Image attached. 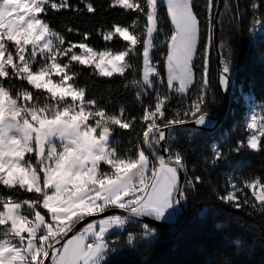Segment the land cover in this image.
<instances>
[{
  "label": "snow or ice",
  "instance_id": "snow-or-ice-1",
  "mask_svg": "<svg viewBox=\"0 0 264 264\" xmlns=\"http://www.w3.org/2000/svg\"><path fill=\"white\" fill-rule=\"evenodd\" d=\"M165 2L173 27L164 40L162 76L152 56L163 31L160 0H108L107 9L136 18L99 32L113 45L102 50L88 43L90 33L74 41L48 22L52 13L95 14L92 0H0V264H109L120 243L114 232H126L129 246L137 232L155 239L158 228L152 222L171 221L177 207L205 183L195 172L188 175L185 154L167 142L181 126L209 122L214 0H206L207 35L194 98L189 92L197 83L201 21L194 0ZM249 7L253 26L264 27L256 16L264 0H252ZM141 17L143 29L137 31ZM73 32L78 30L67 28ZM228 56L219 76L225 90L232 72ZM132 57H140L139 79L124 86L137 89L134 98L142 106L137 115L123 106L109 111L78 83L84 70L100 78H126L134 68ZM172 94L182 106H171ZM244 128L245 138L227 152L213 149V165L228 161L230 153L264 154V107L251 112ZM117 130L135 134L136 140L121 147ZM229 188L216 198L237 210L248 206L264 213V178ZM129 225L137 227L129 230Z\"/></svg>",
  "mask_w": 264,
  "mask_h": 264
},
{
  "label": "trees",
  "instance_id": "trees-1",
  "mask_svg": "<svg viewBox=\"0 0 264 264\" xmlns=\"http://www.w3.org/2000/svg\"><path fill=\"white\" fill-rule=\"evenodd\" d=\"M78 0H73L77 3ZM97 8L95 14H77L74 12L52 13L48 17L50 25L67 35L68 39L79 40L85 32L90 33L88 43L98 50L113 46L105 42L99 32L105 31L111 24H129L136 18L135 13H123L107 9L108 0H92ZM252 0H224L219 21L218 41L221 60L231 55L232 72L230 73V99L227 113L223 120L209 131L195 130V136L189 138L186 131H176V138L169 136L168 143L185 154L188 175L193 172L201 175L205 181L200 190L185 202L184 219L173 232L158 231L153 238L142 239L134 249L109 260V264H264V213L245 206L235 209L217 199V193L229 191V185L245 179L264 178V154L242 151L230 153L229 160L216 165L211 163L214 148H223L226 152L235 141L244 139L245 105L241 94L250 95L253 101L264 107V40H257L250 3ZM260 2V0H257ZM195 11L201 21V39L198 53L194 59L196 86L189 92L194 98L199 91L203 64L204 43L207 35L206 0H194ZM213 15L217 5L214 0ZM237 11L239 18H237ZM261 8L256 16H261ZM159 27L163 31L156 35V47L152 51L153 62L162 76H166L163 61L166 54L164 40L172 31L166 9L158 7ZM144 19L139 20L142 31ZM72 27L77 32L67 33ZM255 38V44H251ZM119 46V45H117ZM133 69L126 78H100L84 70L78 83L85 87L88 95L96 99L109 111H117L123 106L127 113L137 115L141 105L135 101L136 88L125 84L139 79L140 57H132ZM161 92L164 86L158 85ZM152 91V90H149ZM149 98L146 97L147 101ZM172 107H180L181 98L172 94ZM223 107V94L219 89L214 55L209 56V86L205 110L210 116L218 115ZM139 131V128L136 129ZM116 143L121 147L130 146L136 136L133 133L117 130L114 134ZM215 189L216 191H213ZM250 195V194H249ZM134 230L136 225H129ZM120 236L118 249L127 248L126 232H114Z\"/></svg>",
  "mask_w": 264,
  "mask_h": 264
},
{
  "label": "water",
  "instance_id": "water-1",
  "mask_svg": "<svg viewBox=\"0 0 264 264\" xmlns=\"http://www.w3.org/2000/svg\"><path fill=\"white\" fill-rule=\"evenodd\" d=\"M223 6H224V0H217V5H216L215 12L213 15V41H212V53L214 55V61H215V66H216V71H217V76H218V85H219V89L221 90L223 94V107L221 109V112L218 115H214V116L209 115L208 117L209 124H206L204 126H196L192 123H189L187 125L181 126L176 131H186V130L209 131L213 129L216 125H218L223 120V118L225 117L227 113L228 106H229V99H230V82H229V87L227 90H225L219 84V76H220V72H221L223 65H222L220 49H219L218 31H219V21L221 18V12H222ZM171 134L172 133H169L168 135L170 136ZM183 179H184V175L182 173V181ZM112 211L119 213V210H112ZM184 213H185V202H182V204L178 206V208L176 209L173 222L171 223L170 222L166 223V222H161V221L152 222L153 226H156L158 228V231L173 233L179 228L180 224L182 223L184 219ZM107 214H112V213L110 212ZM88 219L90 220L92 218H88ZM86 222L87 220L85 221V223ZM143 222H149V221L147 219H144Z\"/></svg>",
  "mask_w": 264,
  "mask_h": 264
},
{
  "label": "rangeland",
  "instance_id": "rangeland-1",
  "mask_svg": "<svg viewBox=\"0 0 264 264\" xmlns=\"http://www.w3.org/2000/svg\"><path fill=\"white\" fill-rule=\"evenodd\" d=\"M160 5H161V2H160ZM169 24H170V22H169ZM170 27L172 29L171 24H170ZM254 28H255V37H256V39L257 40H259V39L260 40H264V27H262L260 25H256ZM210 53H211V49H210V52H209V56H210ZM241 100H242V102L245 105V115H244V124H245V122H246L247 118L250 116L251 112L252 111L259 112L262 106L257 104V103H255L250 95L241 94ZM173 221H174V217L172 218L171 221L165 220V221H161V222H166V223L170 222L171 223ZM116 232H118V231H116ZM141 240H142L141 238L137 239L136 242L133 245L129 246L127 244V248L118 249V251L115 254L110 256L109 260L117 258V257L123 255L125 252H128V251L134 249L135 246H137Z\"/></svg>",
  "mask_w": 264,
  "mask_h": 264
},
{
  "label": "crops",
  "instance_id": "crops-1",
  "mask_svg": "<svg viewBox=\"0 0 264 264\" xmlns=\"http://www.w3.org/2000/svg\"><path fill=\"white\" fill-rule=\"evenodd\" d=\"M160 2H161V5H159V6H163L165 9H166V2H165V0H160ZM165 5V6H164ZM166 12H167V9H166ZM169 22H170V20H169ZM170 24H171V22H170ZM172 26V25H171ZM173 27V26H172Z\"/></svg>",
  "mask_w": 264,
  "mask_h": 264
},
{
  "label": "built area",
  "instance_id": "built-area-1",
  "mask_svg": "<svg viewBox=\"0 0 264 264\" xmlns=\"http://www.w3.org/2000/svg\"><path fill=\"white\" fill-rule=\"evenodd\" d=\"M251 44H255V38H252Z\"/></svg>",
  "mask_w": 264,
  "mask_h": 264
},
{
  "label": "bare ground",
  "instance_id": "bare-ground-1",
  "mask_svg": "<svg viewBox=\"0 0 264 264\" xmlns=\"http://www.w3.org/2000/svg\"><path fill=\"white\" fill-rule=\"evenodd\" d=\"M207 124H209V122H208ZM177 208H178V207H177Z\"/></svg>",
  "mask_w": 264,
  "mask_h": 264
}]
</instances>
